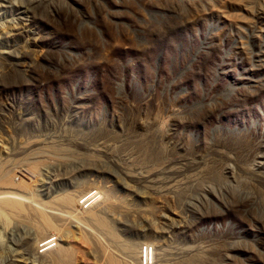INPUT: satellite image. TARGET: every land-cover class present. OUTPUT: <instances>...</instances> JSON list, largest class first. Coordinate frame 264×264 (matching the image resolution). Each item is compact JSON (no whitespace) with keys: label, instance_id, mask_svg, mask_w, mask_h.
Segmentation results:
<instances>
[{"label":"rangeland","instance_id":"rangeland-1","mask_svg":"<svg viewBox=\"0 0 264 264\" xmlns=\"http://www.w3.org/2000/svg\"><path fill=\"white\" fill-rule=\"evenodd\" d=\"M144 252L264 264V0H0V264Z\"/></svg>","mask_w":264,"mask_h":264},{"label":"built area","instance_id":"built-area-1","mask_svg":"<svg viewBox=\"0 0 264 264\" xmlns=\"http://www.w3.org/2000/svg\"><path fill=\"white\" fill-rule=\"evenodd\" d=\"M88 199H85L83 202H82V204H83V207H84V209H87L89 206H90V203L88 202V203H85L86 201H87ZM147 254V252H144V254H143V263H145V264H148V262H149V258H148V261H147V258H146V255Z\"/></svg>","mask_w":264,"mask_h":264},{"label":"bare ground","instance_id":"bare-ground-1","mask_svg":"<svg viewBox=\"0 0 264 264\" xmlns=\"http://www.w3.org/2000/svg\"><path fill=\"white\" fill-rule=\"evenodd\" d=\"M13 184H14V183H13ZM13 184H12L11 181L7 182V185H9V186H11V185H13ZM5 198H6V197H5ZM2 200H4V199L2 198ZM8 200H9V199H8ZM10 201H11V199H10ZM12 201H13V200H12ZM12 201H11V202H12ZM1 202H3V201H1ZM4 202H5V201H4ZM17 202H18V201H17ZM8 204H9V201H8ZM8 204H6V205H8ZM20 204H21V203H20ZM14 205H15V204H14ZM16 205H17V203H16ZM16 205H15V207H17L19 204H18L17 206H16ZM9 206H11V209H12V206H13V205H10V204H9L8 207H9ZM21 206H23V205L21 204ZM21 206H20V207H21ZM13 207H14V206H13ZM15 207H14V208H15ZM17 211H18V210H17ZM44 217H45V216H44ZM48 244H49V243H48ZM46 245H47V244H46ZM47 246H48V245H47Z\"/></svg>","mask_w":264,"mask_h":264}]
</instances>
